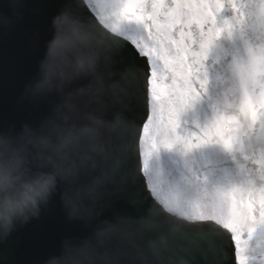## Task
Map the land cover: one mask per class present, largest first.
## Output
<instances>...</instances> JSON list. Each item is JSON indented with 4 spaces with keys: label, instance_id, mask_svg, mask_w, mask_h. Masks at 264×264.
<instances>
[{
    "label": "snow or ice",
    "instance_id": "obj_1",
    "mask_svg": "<svg viewBox=\"0 0 264 264\" xmlns=\"http://www.w3.org/2000/svg\"><path fill=\"white\" fill-rule=\"evenodd\" d=\"M264 3V0H261ZM249 0H77L72 11L94 24L116 45L128 67L143 72L141 142L133 171L139 181L130 199L159 205L157 215L135 222L139 232L171 228L164 251L173 259L188 255L187 240L214 238L219 264H264V45L245 39V54L219 68L215 80L209 52L222 34L241 29ZM230 9L231 20L218 21ZM90 14V15H89ZM235 84V87L232 85ZM202 101L211 116L182 122ZM258 126V127H257ZM221 147L234 171L213 181L208 170L192 167L185 187L166 186L150 161L161 148L185 155ZM116 223L105 242L107 264L141 254ZM127 241V243H125ZM155 255L161 249L154 248Z\"/></svg>",
    "mask_w": 264,
    "mask_h": 264
},
{
    "label": "clouds",
    "instance_id": "obj_2",
    "mask_svg": "<svg viewBox=\"0 0 264 264\" xmlns=\"http://www.w3.org/2000/svg\"><path fill=\"white\" fill-rule=\"evenodd\" d=\"M243 12L241 29L244 35L253 43L264 45V3L249 0ZM51 23L54 35L47 42L38 79L26 87L22 99L40 100L50 94L62 95L72 81L88 78L90 88L77 90V94L87 98L86 103L102 104L104 94L111 86L106 85L100 65L111 62L117 51L116 45L94 24L76 15L71 7H65ZM51 116L39 129L25 124L18 134L12 130L0 132V242L6 241L18 226L38 219L58 184L67 180L62 160L71 144L83 140L98 141L106 129L129 123L123 113H117L107 121L102 115L90 112L85 115L87 123L79 129L55 136L42 134L40 129ZM32 161H35V170ZM62 200L69 220H83L73 214L64 193ZM66 240L69 239L62 242L63 254L48 258L44 264H61Z\"/></svg>",
    "mask_w": 264,
    "mask_h": 264
},
{
    "label": "rangeland",
    "instance_id": "obj_3",
    "mask_svg": "<svg viewBox=\"0 0 264 264\" xmlns=\"http://www.w3.org/2000/svg\"><path fill=\"white\" fill-rule=\"evenodd\" d=\"M167 3L171 4L172 0H166ZM234 13L225 8L218 17V21L222 22L224 19L231 20ZM241 38H245V35L237 29L232 33L231 36L228 34H222V36L217 40L214 47L209 52V64L217 65L218 70L211 72V77L213 80L219 74V68L225 66L231 58L235 57L240 53V45L239 42ZM211 102L210 101H202L199 105H197L192 111H190L186 116L182 117V122L184 120L188 121H199L203 123L211 116ZM258 127V126H257ZM146 145H144V148ZM176 151V158L179 164L183 165V178H180L179 185L181 187H185V177L187 176V161L189 160V155H186L180 151L178 148H175ZM196 157H200V162L203 163V166L200 169L208 170L211 174L216 172L218 169L224 166L231 167L232 161L228 154L219 146H209L207 148L195 151ZM174 156L172 149L161 148L160 151L153 156L152 160L150 161V165L153 163V174L155 177L162 180L166 186H171L170 183L167 181L166 178V171L162 166V158L163 156ZM193 157V155H192ZM224 177V179H226ZM213 180V178H212Z\"/></svg>",
    "mask_w": 264,
    "mask_h": 264
},
{
    "label": "water",
    "instance_id": "obj_4",
    "mask_svg": "<svg viewBox=\"0 0 264 264\" xmlns=\"http://www.w3.org/2000/svg\"><path fill=\"white\" fill-rule=\"evenodd\" d=\"M141 66H142V63L140 64V68H141ZM138 70V68H134V71H137ZM135 222H137L136 220H135Z\"/></svg>",
    "mask_w": 264,
    "mask_h": 264
},
{
    "label": "bare ground",
    "instance_id": "obj_5",
    "mask_svg": "<svg viewBox=\"0 0 264 264\" xmlns=\"http://www.w3.org/2000/svg\"><path fill=\"white\" fill-rule=\"evenodd\" d=\"M94 152H95V153H99L100 151H99V150H97V149H95V150H94Z\"/></svg>",
    "mask_w": 264,
    "mask_h": 264
}]
</instances>
